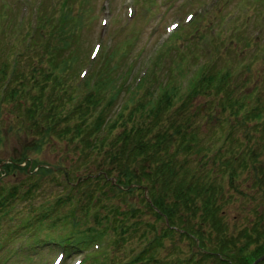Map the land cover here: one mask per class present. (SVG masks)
I'll return each instance as SVG.
<instances>
[{
	"label": "trees",
	"instance_id": "obj_1",
	"mask_svg": "<svg viewBox=\"0 0 264 264\" xmlns=\"http://www.w3.org/2000/svg\"><path fill=\"white\" fill-rule=\"evenodd\" d=\"M262 10L256 6L253 15H235L230 19L229 12L218 11L217 35L220 41L215 46V52L223 48L224 53L229 55V63L233 56L239 58L233 67H217L216 58L213 62H203L188 78L182 90L175 85L176 81L173 83V78L168 77L166 82L164 78L154 82L155 87L152 88L155 78L152 70L140 85L150 86L139 96L129 92L131 87L127 81L122 82L124 73L119 75L117 81L113 78L112 67L104 71L94 85L89 80L85 81L87 87L79 89L84 97L80 98L74 92V86L68 89L60 76L64 74L63 66L67 62H61L58 56L70 47L71 34L46 39L44 50L37 54L48 56L50 69L41 78H36L34 66L30 76L26 70L20 69L21 75L18 77L14 60L32 61L34 56H30V51L36 48L37 41L25 43L24 37H17L14 44H21L22 49L14 55L12 67L8 54L0 63V142L3 137L7 138L3 125L7 126L11 138L24 136L30 138V142L22 145L18 155L12 154L6 158L10 161L0 170V174L16 172L24 161L34 160L30 159L31 153L42 151L46 145H50L63 157L71 155V164L64 169H55L46 166L49 163L44 161H33L36 162L31 170L34 174H28L32 186L40 188V184L46 187L43 178L46 176L54 180L59 188L69 190L66 196L76 195L80 190L91 203L92 200L95 204L103 200L107 202V208L91 209L89 205H83L80 209L74 207L71 219L69 211L62 212L69 222L88 224L97 221L106 226L113 225L121 230L122 235H126L129 227L126 213L132 214L138 207L129 201L135 196L155 214L157 223H149L145 246L133 264H252L264 254L263 211L254 209L256 217L252 226L244 228L238 235L231 231L225 207L233 198V193L227 194L225 181H231L234 186L236 171L230 170L228 176L222 177L221 169L214 168L212 172L204 169L203 164H215L220 160V155L206 154L210 147L203 144L199 131L192 127L189 120L185 124L182 120L170 124L169 112L171 108L187 110L195 97L205 93L213 97L211 103L216 99L217 107L230 108L251 120L264 118L262 105L257 103L250 107L252 99L260 101L256 85L249 93L239 96L230 88L232 85L238 86L242 77L243 84L249 83V79L242 74L250 69L252 71L256 58L264 60V37L254 36L258 29L264 30ZM38 21L42 28L47 19L39 17ZM197 23L192 24L194 32H199ZM177 35H187L190 39L193 32L183 27ZM243 40L248 41L243 44ZM252 43L257 44L254 55L247 52ZM231 45L235 50L230 51ZM177 48L172 44L167 49L171 51ZM180 56L182 62L187 59L186 54L180 52L178 58L173 59L174 64L180 62ZM160 60L157 57V64ZM193 64L188 63L189 66ZM156 85L160 91L154 97ZM123 93L128 98L120 108L119 99ZM124 112L129 113L126 116ZM109 117L111 124L108 125ZM117 125L121 130L115 132ZM106 126H109L108 130ZM229 138L217 148L219 153L222 149L230 152L237 145L235 142L227 145ZM64 139L72 145L64 147L61 144ZM254 139L251 137L249 142ZM263 141L264 137L256 141L262 152L264 148L260 146ZM249 150V154L253 153L254 156L255 149ZM231 158L232 161L236 160L235 157ZM252 158L254 161L257 157ZM221 163L229 166L228 161ZM61 165L58 163L55 166ZM76 168L89 169L83 175L85 179L76 174ZM93 169L95 173H91ZM66 171L69 178L65 175ZM260 171L262 173V167ZM254 179L259 186L264 181L262 176H255ZM19 184H14L8 191L11 197L19 190ZM59 200L63 201L62 198ZM259 204H263L262 199ZM46 208L51 209V205ZM89 229H94V226L90 225ZM80 238L84 240L82 235ZM167 239L172 241L170 245H167ZM176 239H183L186 247L177 243ZM164 251L168 258L172 255L175 257L166 260ZM259 264H264V261Z\"/></svg>",
	"mask_w": 264,
	"mask_h": 264
},
{
	"label": "rangeland",
	"instance_id": "obj_2",
	"mask_svg": "<svg viewBox=\"0 0 264 264\" xmlns=\"http://www.w3.org/2000/svg\"><path fill=\"white\" fill-rule=\"evenodd\" d=\"M37 5L41 6L45 5L48 9L47 13H51L55 15V18H60L61 6L59 4L60 0H55V3H52L51 0H42V4H40V0H35ZM103 1L104 0H70L68 10L71 9L72 14H78L82 17V23H75L73 17H67L66 23H68L71 32L70 38V47L68 49L63 50L62 53L59 54V59L61 62H67V65L64 67V74H60L62 77V81L64 85L69 88L73 86L77 73H79L82 65L86 62L89 57L90 51L96 41H101L102 37L100 34L101 24L100 17L101 13H103ZM110 1V10L111 17L110 23L107 30V35L104 40V46L102 52L105 53L107 50L111 52V62L112 69L111 75L117 81L119 75L121 76L124 73V77L127 79L126 81L130 86L133 87L130 89L134 91V94L142 95L145 92V89H140L141 85L137 83L136 79L138 78L145 65L150 64L151 70L148 74L153 70L155 73V78L153 81H160V77H163V81L166 82L168 77L169 79H174L173 83L176 81L175 85H178L179 89H182L186 80L183 79L184 72L189 69V62H213L216 58L218 60L219 68L234 66L239 62V58L233 56V60L228 62V54L224 53L223 48H219V51L215 52L214 46L219 45L220 39L214 37L215 32L217 30V20H218V6L208 8L207 12L202 14L205 15L204 19L201 20V28L197 37L191 38L188 40L187 35L182 36L181 39L173 38L168 41L166 44L162 45L161 40L166 38L167 28L172 21L177 19H183L185 14L193 10L198 6H205L207 2L203 4L198 3V0H109ZM208 1V0H207ZM23 1L18 2V0H9V4H3L0 1V9L5 13L4 21H6V10L9 6L15 7L16 3V12L13 18L16 19V23L19 24L17 17L20 12L21 4ZM135 7V16L134 18L128 17V7ZM106 8V7H105ZM11 10H8L10 15H13ZM41 13V12H40ZM202 15H198L200 18ZM32 18L35 17L33 15L32 9H29L26 17ZM182 26V25H181ZM184 26V25H183ZM214 30V31H213ZM48 30H46L47 32ZM202 34H206V39L203 38ZM264 37V34L262 35ZM130 39V42H126V40ZM112 40V46L109 47V42ZM248 40H243L242 43L245 44ZM174 44L177 49H172L171 51L165 50L166 46H170ZM167 47V48H168ZM257 44L254 43L249 45L248 53L254 55V50L256 49ZM206 49H212L213 52L210 56L207 55ZM230 51L235 50L233 45L230 46ZM180 52H184L186 54L187 59L182 62L174 64L173 59H177ZM196 56L198 58H196ZM157 57H160V64H154L153 60ZM118 63V65H116ZM193 64L194 66L196 64ZM254 65L249 71H245L242 76H245L249 79V83L243 84L242 78L238 86L236 85L234 88V94L239 95L244 92L249 93L252 88L256 85L260 92V101L257 102L262 105L264 112V60L260 61L256 58L254 61ZM252 66V65H251ZM121 71V72H120ZM147 74V75H148ZM59 75V74H58ZM62 83V85H63ZM119 83V82H117ZM126 85V88L129 87ZM157 87V85H156ZM160 90L157 89V92ZM211 97L205 93L199 94L195 99L189 103V112H196L197 117L196 121L199 126L202 127L203 132L202 136L206 140L215 139L216 144L220 145L222 142H218L221 139L222 126L219 120L223 119V112L221 110L219 116L216 119H211L210 113L216 115V108H213L211 111L209 110ZM177 103L180 102L176 101ZM121 103V102H120ZM119 107V105H118ZM202 107L201 113H198L199 108ZM173 109L169 112L170 124H173L177 119H181L184 109ZM126 116L127 112H124ZM8 114H6L7 116ZM231 118H229L230 120ZM264 119V118H263ZM238 120V118H236ZM242 121V118H240ZM128 122V121H127ZM243 122L240 124H236L232 129L231 139H236V142L246 143V132L245 129L248 125H246L244 130H241L236 133V130L239 127H244ZM253 125V128L256 131L253 133L255 139L248 144L251 148H254L256 141L259 139V135L264 137V130L262 128L263 123H249ZM225 128V127H224ZM7 126L3 125V130L7 134V138L3 137L0 142V166L4 168L6 165L2 163L3 160L10 157L12 154L18 155L20 152V148L22 145L29 141L30 138L26 139L24 136L11 138L9 133L7 132ZM120 131V126L117 128ZM173 130V128L171 129ZM230 139V140H231ZM229 141H226V144ZM258 146V145H257ZM264 148V141L261 142V146ZM258 159L256 158L253 162H248L247 165L239 163V158H237L236 162H233V165L236 167L237 175L235 177L234 186L230 184V182L226 181V190L229 193H233V198L226 205L225 213L227 214V220L229 223V227L231 231L238 235L244 228L252 226L254 219L256 217V213L254 209H258L261 205L259 204V200L262 199L264 202V193H262L261 187L259 186L257 189L254 187L255 183L253 182L254 176L260 177L263 172L260 173L261 165H264V153L262 150H255ZM237 153V151H236ZM223 158H227L230 156V152L222 153ZM71 155L67 157H63V154L53 150L50 145H46L42 151L34 152L30 154V159H34L33 161H44L46 163L57 165L58 163L62 164L65 167H69L71 164ZM258 160V161H257ZM26 162L24 161L20 164V169H18L14 173H10L5 176L4 180H1L2 185H7L9 183L23 184L24 182L28 184V180H30L31 176L28 175L27 170H31L33 165L36 162ZM255 161L258 164L255 166ZM20 162V161H18ZM241 165L242 167H238ZM28 166V167H27ZM220 166V165H219ZM74 167V166H72ZM89 169L78 170L76 168V174L78 175H86ZM257 171V172H255ZM33 173V172H32ZM91 173H94V169ZM46 182V187L44 192L47 193V197L53 198V194L65 193V189H61L56 186V182L51 180L49 177H43ZM83 180V179H82ZM264 186V184H263ZM264 188V187H262ZM41 190V189H39ZM79 195L81 191H78ZM42 199V195L40 193L37 194ZM85 198L86 195L83 194L82 198ZM262 197V198H261ZM261 198V199H260ZM133 203H135L138 207L142 206L140 198L138 196L130 198ZM28 202V201H27ZM102 206V205H101ZM33 207L35 205L33 204ZM69 207L67 204L65 206ZM258 210H262L264 213V206L259 208ZM57 215V213H55ZM142 217L147 221L154 220V215L152 213L142 214ZM2 220L6 221V229L7 232L10 229V226L17 221V219H12L9 217H3ZM133 219H136L133 217ZM146 223V222H145ZM61 231V229H58ZM47 232H51L47 229ZM171 243L170 241H168ZM176 242L179 243L184 248L186 247V242L183 239H176ZM61 249V245L51 243L48 245H43L39 247L37 250L30 251L34 255L33 258H26L21 254H14L6 248L0 250V261L1 264H50L56 253ZM84 252L83 249L77 250L75 253L67 256L66 263L72 264L74 260ZM120 255H123L121 250L118 251ZM14 254V255H13ZM119 254H115L117 257ZM122 259V258H120Z\"/></svg>",
	"mask_w": 264,
	"mask_h": 264
},
{
	"label": "water",
	"instance_id": "obj_3",
	"mask_svg": "<svg viewBox=\"0 0 264 264\" xmlns=\"http://www.w3.org/2000/svg\"><path fill=\"white\" fill-rule=\"evenodd\" d=\"M264 260V254L260 256L253 264H258L259 262Z\"/></svg>",
	"mask_w": 264,
	"mask_h": 264
}]
</instances>
